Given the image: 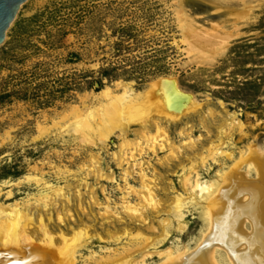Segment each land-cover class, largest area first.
I'll return each mask as SVG.
<instances>
[{"label":"rangeland","instance_id":"rangeland-1","mask_svg":"<svg viewBox=\"0 0 264 264\" xmlns=\"http://www.w3.org/2000/svg\"><path fill=\"white\" fill-rule=\"evenodd\" d=\"M221 3L233 8L243 6L238 1ZM247 5L250 10L246 20L223 27L233 35L224 52L203 62L186 52L174 0H27L17 11L0 46V202L4 205L16 201L23 204L29 199L34 202L33 197H38L43 191V186L36 182L41 179L57 188H64L70 198L69 205L62 202L74 215L68 224L57 223L55 211L61 209V201L51 211L50 225L54 232L58 227L65 230L74 227L81 219L93 225L102 236L107 229L128 226L145 230L153 225L156 230L148 234L154 237L161 231L159 222L171 219V216L165 212L159 216L149 214L146 224L132 222L125 217L120 199L125 186L123 169L128 165L123 169L118 167L113 156L119 152V139L112 137L106 143L107 149L93 137L97 144L88 142L81 132L73 131L74 118L69 109L82 108L83 100L88 102L92 95L106 86L114 93L120 92L118 84L131 86L135 92L143 93L152 82L171 78L182 93L193 97L203 108L181 122L168 124L170 140L182 147L177 160L167 166L161 165L164 156L169 153L167 149L158 151L157 155L145 150L140 156L136 153L138 162L144 164L143 168L150 178L157 175L156 193L162 202H170L177 195L187 197L179 162L186 166V156L191 151L183 146L185 139L178 135L180 129L186 127L187 131L193 130L192 139L197 142L198 151L211 141L216 145L226 142L223 151L232 155L230 160L221 157L217 159L218 163L208 161L204 168L201 165L198 168L202 182L217 180L223 169L226 171L231 167L248 146L264 149V0L251 1ZM195 10L193 7L189 11L193 17ZM205 13L199 17L210 19L211 10ZM104 70L108 73L107 77L102 74ZM59 79L63 83H59ZM98 81L102 82L101 87ZM4 94H10V97L1 99ZM23 95L25 98L22 99ZM233 118L243 124V130L235 128L230 137L225 138L218 127L224 120L231 122ZM137 128L132 127L131 130ZM129 138H135L133 133ZM93 155L101 159L103 173L113 176L115 182L97 181L93 176L86 178V172L81 171V167L89 165ZM137 172L138 168L129 178V184L140 188ZM25 175L30 178H25ZM85 181H88L89 188L85 187ZM91 189L96 190L99 203L106 205L109 201L111 210L117 211L116 216L122 217L124 224L117 219L109 225L105 224L99 215L103 208L91 203ZM77 190H80V200L83 207L88 208V214H84L78 206ZM8 192L11 198H8ZM129 201L135 203L136 197L131 195ZM199 208L201 205H192L185 210L187 230L182 233L177 231L178 223L172 217L169 237L158 246V251L186 246L195 248L203 229ZM93 214L97 216L93 219L94 223ZM123 241L111 245L93 239L89 250L85 249L81 254L86 257L94 251L103 255L105 248L116 249L126 243V239ZM83 260L79 257L78 264H86ZM158 262L161 260L153 256L147 259L146 264Z\"/></svg>","mask_w":264,"mask_h":264},{"label":"bare ground","instance_id":"bare-ground-1","mask_svg":"<svg viewBox=\"0 0 264 264\" xmlns=\"http://www.w3.org/2000/svg\"><path fill=\"white\" fill-rule=\"evenodd\" d=\"M220 1H238L243 6L241 5L242 8H233ZM251 1L255 0H174L176 19L188 55L206 62L211 56L224 52L229 40L233 37L232 32L227 33L223 29L224 25L237 24L246 20L250 10L247 4ZM193 7L197 10H195V17L189 13L190 8ZM209 9L211 10L210 19L205 20L204 17H199L207 10L210 11ZM117 87H121L118 93H114L110 87L106 86L92 95L88 102L83 100L82 108L71 107L69 112L74 118L72 129L75 132H81L83 138L88 142L93 143L92 139L94 138L104 147L112 137L119 139V152L114 153L113 156L115 165L117 162L118 167L123 169V166L128 165L123 169L124 178L122 179L125 182L123 193L119 189L120 193L124 194L122 197L120 196V200H122L121 208L126 214L125 217L132 222L139 221L146 224L149 214L159 216L165 212L171 216V219L158 220L160 221L158 227L161 231L154 237L148 234V232L156 230L153 225L145 230L128 228V226L115 230L107 229L105 236H102L98 233L99 231L96 232L93 225H89V222L85 223L86 221L83 222L81 219L80 223L74 227L66 230L58 227L57 232H54L50 225L52 222L51 211L61 201V209L55 211L57 223L68 224V220L74 216L67 206L70 204V198L64 192V188L59 186L57 188L37 179L36 182L43 186V191L38 197H33L34 202H31L30 199L26 202L24 200L23 204L16 201L4 205L0 202V264H78L79 257L83 258V263L86 262V264H146L147 259L153 256H157L161 260L160 263L158 262L159 264H264V149L248 146L231 167L226 171L223 168V171L220 169L222 173L219 174L217 180L202 182L198 173L200 165L204 168L205 165H208V161L215 163L221 157H227L230 160L232 155L223 151L226 142L222 140L217 145L211 141L207 147L202 148L201 146L198 151L197 142L192 139L191 132L193 130L187 131L186 127H182L178 135L185 139L183 146L187 147L191 153L193 152L191 154L189 151L191 156H186L185 161H187L188 167L179 162V166L183 170V172L181 171L183 173L181 181L187 197L173 194L175 197L171 198L170 202H162L156 193L158 178L155 177L157 175L154 178L147 175L143 168L144 164L138 162L136 153L140 156L142 152L148 150L157 155L158 151L167 149L169 153L165 155L166 157L164 156V159L162 157V162L159 161L161 165L166 164L167 166L171 161L177 160L182 147L175 145L170 140L167 126L181 122L190 114L200 112L199 110L203 107L201 108V105H198L193 97L182 93L176 81L171 78L152 82L143 93H137L127 85L118 84ZM209 115L212 117L211 112ZM132 127L138 128L131 130ZM243 127L240 121L236 122V118H233L231 122L224 120L218 129L225 134V138H229L235 128L242 131ZM130 133H133L134 139L129 138ZM87 158L84 159L87 161ZM100 160L97 155L91 156V162L89 165H82L81 171L86 172V178L93 176L97 181H114L113 176L103 173ZM131 162L134 164L131 165ZM136 168L139 170L137 175L140 179V188L129 184V178L134 174ZM252 173L253 176H251ZM25 178L29 179L30 177L25 175ZM87 182H84L85 187H88L89 183ZM39 187L41 188V186ZM65 188L67 189V187ZM95 191L94 189L90 190V200L93 205L103 208L104 211L98 214L105 224L109 225L116 219L119 223L124 224L123 218L116 216L117 211L111 210L108 200L106 205L98 202ZM79 192L80 190H77V194ZM108 194L110 195V193ZM131 195L136 197L135 203L129 201ZM80 196L79 193L78 206L84 214H88V208L83 207ZM8 198H11L10 192H8ZM64 201L67 205L62 204ZM192 205H201L199 209L202 210L200 212L203 220V229L200 230L199 239H196L195 248L190 249L186 246L181 249L177 246L176 250L169 248L158 251V246L169 237L173 218L178 223L176 228L178 232L182 233L187 230L185 210ZM96 217L93 214L92 221ZM93 239L111 245H118L126 239V243L121 247L119 245L116 249L105 248L103 255L90 251L88 256L83 257L81 252L85 249L89 250Z\"/></svg>","mask_w":264,"mask_h":264},{"label":"water","instance_id":"water-1","mask_svg":"<svg viewBox=\"0 0 264 264\" xmlns=\"http://www.w3.org/2000/svg\"><path fill=\"white\" fill-rule=\"evenodd\" d=\"M26 1L0 0V46L6 38V33L18 13L17 11Z\"/></svg>","mask_w":264,"mask_h":264},{"label":"trees","instance_id":"trees-1","mask_svg":"<svg viewBox=\"0 0 264 264\" xmlns=\"http://www.w3.org/2000/svg\"><path fill=\"white\" fill-rule=\"evenodd\" d=\"M73 57H74V56H73ZM102 74H103L104 77H107V76H108V73H107L105 70L102 72ZM58 82H59V83H63V80H62V79H59ZM98 84H99L100 87L102 86V82H101V81H98ZM9 97H10V94H4V95L1 97V99H6V98H9ZM21 98H22V99L25 98V95L21 96Z\"/></svg>","mask_w":264,"mask_h":264}]
</instances>
